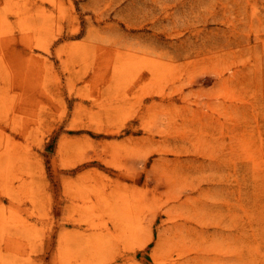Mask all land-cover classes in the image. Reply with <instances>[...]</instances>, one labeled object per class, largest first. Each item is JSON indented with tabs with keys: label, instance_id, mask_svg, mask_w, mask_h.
Wrapping results in <instances>:
<instances>
[{
	"label": "rangeland",
	"instance_id": "obj_1",
	"mask_svg": "<svg viewBox=\"0 0 264 264\" xmlns=\"http://www.w3.org/2000/svg\"><path fill=\"white\" fill-rule=\"evenodd\" d=\"M0 264H264V0H0Z\"/></svg>",
	"mask_w": 264,
	"mask_h": 264
}]
</instances>
